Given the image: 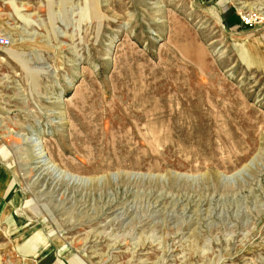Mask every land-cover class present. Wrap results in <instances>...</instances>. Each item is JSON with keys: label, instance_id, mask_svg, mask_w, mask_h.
Listing matches in <instances>:
<instances>
[{"label": "rangeland", "instance_id": "rangeland-1", "mask_svg": "<svg viewBox=\"0 0 264 264\" xmlns=\"http://www.w3.org/2000/svg\"><path fill=\"white\" fill-rule=\"evenodd\" d=\"M3 34L0 264H264V0H0Z\"/></svg>", "mask_w": 264, "mask_h": 264}, {"label": "built area", "instance_id": "built-area-1", "mask_svg": "<svg viewBox=\"0 0 264 264\" xmlns=\"http://www.w3.org/2000/svg\"><path fill=\"white\" fill-rule=\"evenodd\" d=\"M10 38L6 35H0V45L7 46L10 44Z\"/></svg>", "mask_w": 264, "mask_h": 264}, {"label": "crops", "instance_id": "crops-1", "mask_svg": "<svg viewBox=\"0 0 264 264\" xmlns=\"http://www.w3.org/2000/svg\"><path fill=\"white\" fill-rule=\"evenodd\" d=\"M3 179L1 178L0 181H2Z\"/></svg>", "mask_w": 264, "mask_h": 264}, {"label": "bare ground", "instance_id": "bare-ground-1", "mask_svg": "<svg viewBox=\"0 0 264 264\" xmlns=\"http://www.w3.org/2000/svg\"><path fill=\"white\" fill-rule=\"evenodd\" d=\"M44 154V153H43Z\"/></svg>", "mask_w": 264, "mask_h": 264}]
</instances>
